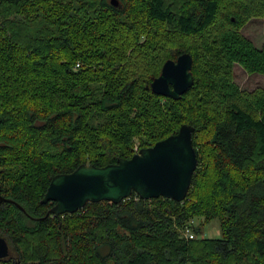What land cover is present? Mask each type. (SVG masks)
Listing matches in <instances>:
<instances>
[{
  "label": "trees",
  "instance_id": "trees-1",
  "mask_svg": "<svg viewBox=\"0 0 264 264\" xmlns=\"http://www.w3.org/2000/svg\"><path fill=\"white\" fill-rule=\"evenodd\" d=\"M111 1L0 0V264H264V89L233 81L235 63L264 75V45L240 33L264 0ZM184 53L192 87L154 95ZM184 124L197 167L182 202L133 194L46 216L53 176L129 159ZM213 221L220 238H204Z\"/></svg>",
  "mask_w": 264,
  "mask_h": 264
},
{
  "label": "water",
  "instance_id": "water-1",
  "mask_svg": "<svg viewBox=\"0 0 264 264\" xmlns=\"http://www.w3.org/2000/svg\"><path fill=\"white\" fill-rule=\"evenodd\" d=\"M111 4L116 6L115 0ZM192 58L188 53L167 60L149 88L154 95L179 100L193 85ZM194 128L181 125L175 134L139 150L129 159L103 167L79 165L67 174L53 176L40 201L52 203L46 216L56 219L82 210L88 203L118 205L133 194L142 201L164 198L182 202L190 188L197 159L192 144ZM6 199L1 195L0 205ZM20 208L18 205H16ZM7 241L0 237V261L9 259Z\"/></svg>",
  "mask_w": 264,
  "mask_h": 264
},
{
  "label": "rangeland",
  "instance_id": "rangeland-1",
  "mask_svg": "<svg viewBox=\"0 0 264 264\" xmlns=\"http://www.w3.org/2000/svg\"><path fill=\"white\" fill-rule=\"evenodd\" d=\"M240 33L255 47L261 48L264 45V18L249 20L241 28ZM233 78L235 86H237L240 91L252 92L256 89H264V75L248 73L238 63H235L233 66ZM136 151L137 149H135V152ZM194 225H198V221H194ZM202 236L209 239L220 238L217 222L213 221L205 225L202 228Z\"/></svg>",
  "mask_w": 264,
  "mask_h": 264
},
{
  "label": "flooded vegetation",
  "instance_id": "flooded-vegetation-1",
  "mask_svg": "<svg viewBox=\"0 0 264 264\" xmlns=\"http://www.w3.org/2000/svg\"><path fill=\"white\" fill-rule=\"evenodd\" d=\"M10 256V255H9Z\"/></svg>",
  "mask_w": 264,
  "mask_h": 264
}]
</instances>
